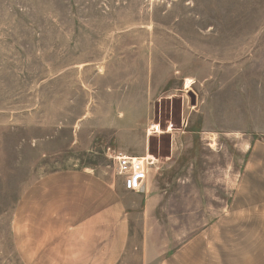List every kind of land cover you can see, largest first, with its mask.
Segmentation results:
<instances>
[{
  "label": "rangeland",
  "instance_id": "rangeland-1",
  "mask_svg": "<svg viewBox=\"0 0 264 264\" xmlns=\"http://www.w3.org/2000/svg\"><path fill=\"white\" fill-rule=\"evenodd\" d=\"M263 133L264 0H0V264H20L10 224L30 183L121 181L116 153L157 160L135 240L177 247L222 211Z\"/></svg>",
  "mask_w": 264,
  "mask_h": 264
},
{
  "label": "crops",
  "instance_id": "crops-1",
  "mask_svg": "<svg viewBox=\"0 0 264 264\" xmlns=\"http://www.w3.org/2000/svg\"><path fill=\"white\" fill-rule=\"evenodd\" d=\"M190 84L185 81V89ZM215 124L221 125L217 111ZM261 137L250 141L222 211L177 247L160 250L143 228L135 240L133 223L144 222L149 212L144 207L155 204L153 180L143 176L137 191H127L123 180L66 169L38 178L20 195L10 224L15 256L20 264H264V133ZM204 186L191 189L198 190L201 206L205 201L211 206Z\"/></svg>",
  "mask_w": 264,
  "mask_h": 264
},
{
  "label": "built area",
  "instance_id": "built-area-1",
  "mask_svg": "<svg viewBox=\"0 0 264 264\" xmlns=\"http://www.w3.org/2000/svg\"><path fill=\"white\" fill-rule=\"evenodd\" d=\"M113 161L116 166V174L123 180L127 191H137L146 169L155 163L151 156L133 157L122 153L114 154Z\"/></svg>",
  "mask_w": 264,
  "mask_h": 264
},
{
  "label": "bare ground",
  "instance_id": "bare-ground-1",
  "mask_svg": "<svg viewBox=\"0 0 264 264\" xmlns=\"http://www.w3.org/2000/svg\"><path fill=\"white\" fill-rule=\"evenodd\" d=\"M156 128H157V130H158V127H156ZM156 132H157V131H156ZM156 132H155V133H156Z\"/></svg>",
  "mask_w": 264,
  "mask_h": 264
}]
</instances>
